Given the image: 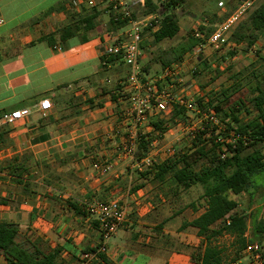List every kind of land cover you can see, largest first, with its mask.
Masks as SVG:
<instances>
[{"label": "crops", "instance_id": "crops-1", "mask_svg": "<svg viewBox=\"0 0 264 264\" xmlns=\"http://www.w3.org/2000/svg\"><path fill=\"white\" fill-rule=\"evenodd\" d=\"M101 3L95 0L99 16L92 30L61 39L62 30L91 9L86 0H0V115L28 111L14 124L0 125V221L17 226L19 241H29L41 253L60 248L62 264H77L83 251L99 243L87 207L125 200L127 219L109 241L101 264H195L190 251L170 247L195 250L200 245L197 229L183 224L204 208L170 205L169 183L136 178L142 170L122 151L129 134L158 137L151 146L166 140L173 130L168 121L179 123V118L172 117V106L159 109L153 103L146 121L133 125L134 91L125 81L127 67L118 60L102 62L103 48L126 28L112 31ZM148 40L151 35L140 46L141 73L159 80L161 89L176 91L175 99H189L187 89L197 91L195 82L176 86V81L150 73L152 51L161 42L149 41L150 48L144 43ZM204 56L199 61L187 53L169 66L184 82L189 76H179L204 70V63L209 67L217 55L206 48ZM42 100L51 103L45 117L37 108ZM155 121L166 127L161 136L151 126ZM102 163L110 166L103 174L94 167ZM189 190L175 197L180 201ZM0 264H6L1 254Z\"/></svg>", "mask_w": 264, "mask_h": 264}, {"label": "trees", "instance_id": "trees-1", "mask_svg": "<svg viewBox=\"0 0 264 264\" xmlns=\"http://www.w3.org/2000/svg\"><path fill=\"white\" fill-rule=\"evenodd\" d=\"M242 1L244 0H239ZM182 2L183 0H146L145 5L138 8L141 11L140 18L152 14H158L159 18L156 30L145 28L142 38L151 35L153 43L174 39L179 32L175 9ZM103 13L106 14L104 10ZM98 16L96 7H91L84 15L78 16L73 24L62 30L61 39L70 37L74 31L80 29L89 32L96 26ZM228 16L229 14L225 15L220 21ZM107 17L112 31L125 26V21L114 20L111 13ZM134 17L138 16L134 14ZM215 29L216 27H200L198 30L206 39ZM260 37H264V2L259 1L247 18L234 29L230 40L244 44V51L248 52ZM201 42V39L193 35L185 37L169 49L171 61L158 62L163 69L171 62H181L183 56L192 52ZM115 60L120 61L119 57H102V62L106 64ZM206 68L208 64L204 63V69ZM231 80L232 84L228 87L210 91L209 94L193 100L196 111L199 112L196 113L197 116L202 118L203 114L212 111L217 119L216 124L203 119L200 125L202 129L198 128L191 134L190 146L186 151H174L175 153L163 161H154L135 175L139 180L153 184L169 183L167 192L174 197L192 187H201L200 199L205 202L204 211L183 224V227L196 228L197 236L201 238L200 245L191 255L195 264H226L224 250L214 244L223 235L232 239L237 257L247 246L257 242L262 249L259 264H264V221L261 219V210L254 211L248 222L247 216L237 211L238 203L228 196L249 192L252 199L258 189L264 191V57L256 54V61L249 74L239 72ZM156 86L161 90L159 83ZM112 100L115 98L112 97ZM172 108V117L180 120L190 111L176 102L172 103ZM241 112L249 119H240ZM252 114L254 115L250 117ZM151 126L159 136L166 132L161 121L152 122ZM156 138L158 137L138 134L134 159H144ZM250 149V153L243 155ZM93 224L98 230L97 222L93 220ZM249 226L250 235L247 237ZM91 250L93 249L85 251ZM60 251V248H55L41 253L29 241L18 240L16 225L0 221V254L5 258L6 264H62L59 260ZM100 257L103 259L104 256Z\"/></svg>", "mask_w": 264, "mask_h": 264}, {"label": "built area", "instance_id": "built-area-1", "mask_svg": "<svg viewBox=\"0 0 264 264\" xmlns=\"http://www.w3.org/2000/svg\"><path fill=\"white\" fill-rule=\"evenodd\" d=\"M106 4L103 8L106 14H112L114 20L125 21L126 30L123 32L121 38L115 39L111 44L105 46L102 51V57H119V60L127 67L126 83L131 87L134 94L131 95L130 101L132 103L133 125L138 127L146 121V113L150 106L154 103L159 109H170L172 103L176 102L183 105L186 109L196 111L193 100H185L184 98L175 99L173 94L165 89L158 90L156 81H141L139 78V58L141 55L142 35L145 28H156L159 18L158 14H152L143 18H135L134 14L139 7L145 5L146 0H99ZM260 0H244L237 8L224 19L216 29L204 39L200 31H196L193 36L201 39L202 42L196 46L191 54H198V60H203L204 49L209 48L217 56H222L230 51H237L243 47L244 44H237L230 40L233 29L240 21L247 16L259 3ZM88 7L95 5V0H86ZM222 3H219L221 6ZM3 20L0 18V26ZM249 52L257 54L255 44L249 48ZM164 79L170 81H178L176 69L172 66L165 67L162 75ZM140 92L143 95H140ZM38 110L45 117L46 113L51 109V103L48 100H42L38 104ZM28 114L27 110L13 111L0 115V125H12L15 121L21 119ZM202 115V114H200ZM208 120L213 124L217 123V119L212 111L208 114L202 115L199 120V126L194 127L192 123L188 126L190 134L200 127L202 120ZM234 140V139H233ZM136 148V134H129L123 142V155L134 159V151ZM173 153L174 150H171ZM171 153V154H172ZM154 162L150 157H145L139 161L134 160L133 167L138 170H143ZM102 174L110 170L109 165L100 166L94 165ZM87 213L90 218L97 222L99 243L91 251H84L80 254L77 264H101V255H104L107 250L109 241L115 236L122 224L126 221L128 216V202L112 200L109 202H95L87 207ZM244 253H251L252 260L259 264L260 248L258 245H249L243 251ZM230 264H241L240 261H233Z\"/></svg>", "mask_w": 264, "mask_h": 264}, {"label": "rangeland", "instance_id": "rangeland-1", "mask_svg": "<svg viewBox=\"0 0 264 264\" xmlns=\"http://www.w3.org/2000/svg\"><path fill=\"white\" fill-rule=\"evenodd\" d=\"M264 2V0H260V3ZM219 3H222L221 6H219ZM239 0H183L181 4H179L175 9V16L178 20L179 24V32L177 36L174 39L171 40H164L161 43H159V47H155V49L152 51V58L149 61V68L150 73L154 76H157L158 74H162L163 67L161 66V63L158 62V60H161L163 62L165 61H171L172 55L169 52V49L171 47L176 46L183 38L193 35L196 31H199L198 29L200 27L202 28H208L213 29V27H217L219 23L221 22L220 19L224 18L225 15L231 14L237 6L240 4ZM101 7H105L106 4L103 5L101 3ZM104 10V9H103ZM138 18H140L141 11L138 9L135 13ZM108 15V14H105ZM248 16V15H247ZM247 16H245L241 21L243 22ZM239 24V23H238ZM237 24V25H238ZM236 25V27H237ZM235 27V28H236ZM234 28V29H235ZM233 29V31H234ZM148 35H145L147 37ZM148 40V42H144L146 44V47H153L152 41ZM255 49L256 53L260 54L262 57H264V37H260L255 43ZM206 49V48H205ZM165 51L167 53H165ZM191 54V53H190ZM150 53H147V56H149ZM192 57L198 58V54H192ZM187 59V58H186ZM203 59H207L206 56H203ZM153 63V62H155ZM256 61V54H252L250 52H246L243 49L237 50V51H230L222 56H216L212 63H209L208 69H204L201 67V69H196L192 76L190 75H182L179 76L181 78H186L189 76L188 79L184 80V82H175L176 86H188L186 85V81H193L195 82V86L197 87V91L192 90L188 88L187 90L190 92L189 97L190 98H198L200 97V94L207 95L210 91H217L221 89L222 87H228L232 84V76L236 73H242V74H249V71L251 70L252 65ZM174 63V62H173ZM171 62V64H173ZM139 78L142 81V78H144V82L151 81L149 78L144 77V73L141 70L142 65L139 60ZM170 64V65H171ZM199 65V64H198ZM153 76V77H154ZM208 89L205 91L204 89ZM176 92V91H175ZM175 92L170 91V94H173ZM189 98V99H190ZM185 98V100H189ZM254 114H252L250 117H252ZM239 118L243 121H246L249 119L243 112L239 114ZM178 119V118H177ZM199 118L196 113L192 111H187L186 115L184 116L183 120L178 119L180 121L179 123L174 122L173 120L168 121V129L172 130V135L166 138L164 140L163 138L157 142V145L154 144V146H151L150 152L151 156L150 158L153 161H162L167 156L171 155V150H174L175 152L178 151H186L188 147L190 146V130L188 126L190 123L196 128L199 126ZM167 126V125H166ZM186 128V130L184 129ZM261 146L259 145L258 148ZM173 152V153H175ZM251 152V149L246 151L243 155H246ZM155 153V154H153ZM172 153V154H173ZM101 166L105 165V163L99 164ZM124 166H122L123 168ZM253 191H250L252 193ZM263 189H258L257 192H255V195L252 199L249 192L243 193L240 195H232L229 194V198L235 200L238 203V212H243L249 222L250 215L254 213L256 210H261V219L264 221V196H263ZM202 193V189L199 186L193 187L191 190H189L187 193H184L181 197V200L178 201L177 197L171 196L170 205L175 204L176 207L178 205L188 204L193 205L192 208L199 209L204 208L205 202L204 200L200 199V195ZM170 196V195H168ZM108 202V201H107ZM220 225V224H218ZM249 225V224H248ZM176 232V231H175ZM250 235V226L247 230V237ZM214 244L217 245V247L222 248L224 250L223 257L226 264H230L233 261H240L241 264H256L252 260V254L251 253H242L239 255V257L235 254V248L232 245V239L228 236H220L215 241ZM252 245H258L260 248V245L257 242H253ZM169 247V246H168ZM174 248L175 250H181V251H190V255L194 253L195 250H188L187 248H184L178 244L171 245L170 248ZM187 249V250H186ZM262 249L260 248L259 254L261 255Z\"/></svg>", "mask_w": 264, "mask_h": 264}]
</instances>
